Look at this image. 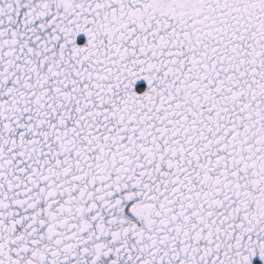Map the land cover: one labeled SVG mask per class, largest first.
<instances>
[{
  "label": "snow or ice",
  "instance_id": "snow-or-ice-1",
  "mask_svg": "<svg viewBox=\"0 0 264 264\" xmlns=\"http://www.w3.org/2000/svg\"><path fill=\"white\" fill-rule=\"evenodd\" d=\"M0 264H264V0H0Z\"/></svg>",
  "mask_w": 264,
  "mask_h": 264
}]
</instances>
